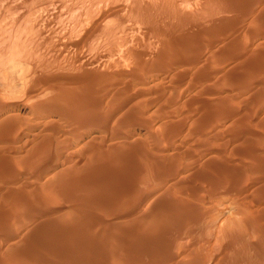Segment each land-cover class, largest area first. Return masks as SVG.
I'll list each match as a JSON object with an SVG mask.
<instances>
[{
  "label": "rangeland",
  "instance_id": "1",
  "mask_svg": "<svg viewBox=\"0 0 264 264\" xmlns=\"http://www.w3.org/2000/svg\"><path fill=\"white\" fill-rule=\"evenodd\" d=\"M2 111L0 264H264V0H0Z\"/></svg>",
  "mask_w": 264,
  "mask_h": 264
},
{
  "label": "bare ground",
  "instance_id": "2",
  "mask_svg": "<svg viewBox=\"0 0 264 264\" xmlns=\"http://www.w3.org/2000/svg\"><path fill=\"white\" fill-rule=\"evenodd\" d=\"M118 1H119V0H118ZM169 1H171V0H169ZM173 1H174V0H173ZM175 1H176V0H175ZM181 1H182V0H181ZM187 1H188V0H187ZM169 3H170V2H169ZM176 3H177V2H176ZM179 3H180V2H179ZM172 4H173V2H172ZM173 5H174V4H173ZM175 5H176V4H175ZM168 6L170 7V5H168ZM139 8H140V7H139ZM162 8H163V7H162ZM162 8H161V9H162ZM172 8H173V7H172ZM174 8H175V7H174ZM165 9H166V7H165ZM167 9H168V7H167ZM169 9H170V8H169ZM2 10H3V9H2ZM171 10L173 11V9H171ZM179 10H180V9H179ZM210 10H211V9H210ZM164 11H165V10H164ZM176 11H177V10H176ZM173 12H174V11H173ZM160 13H161V12H160ZM140 14H141V13H140ZM171 14H172V13H171ZM173 14H174V13H173ZM147 17H148V16H147ZM207 17H208V16H207ZM163 18H164V17H163ZM136 19H137V18H136ZM140 19H141V18H140ZM145 19H146V18H145ZM86 20H87V19H86ZM149 20H150V19H149ZM138 21H139V20H138ZM187 21H188V19H187ZM192 21H193V20H191L189 23H191ZM140 22L143 23L142 21H140ZM146 23H147V22H146ZM144 24H145V23H144ZM30 37H31V36H30ZM111 37H112V36H111ZM25 39H26V38H25ZM30 41H31V40H30ZM19 44H20V43H19ZM165 44H166V43H165ZM27 47H28V46H27ZM21 48H22V47H20V49H21ZM120 48H121V47H120ZM17 52H18V51H17ZM26 52H27V51H26ZM7 53H8V52H7ZM14 54H17V53H14ZM14 54H13V55H14ZM19 55H20V54H19ZM181 55H182V54H181ZM17 56H18V54H17ZM17 56H16V58H18ZM24 56H25V55H24ZM14 57H15V56H12V58H13L12 60H13V61L10 59L11 62H8L9 60H8L7 62H8L9 64L11 63L10 67H12L13 72L18 73V71H19V72L21 73V74H20V76H21L22 73L24 74V72H25L24 67H22V66H23V65H22V66L20 67V68H21V69H20V68H19V66H20V65H19V64H20L19 61H20V60L15 59ZM7 58H8V57H7ZM19 58H20V57H19ZM4 59H5V58H4ZM8 59H9V58H8ZM20 59H21V58H20ZM1 61H2V60H1ZM7 62H6V63H7ZM20 62H21V61H20ZM28 62H29V61H28ZM29 64H30V63H29ZM22 68H23V70H22ZM28 68H29V66H28ZM19 69H20V70H19ZM26 69H27V68H26ZM14 70H15V71H14ZM16 70H17V71H16ZM22 71H23V72H22ZM8 72H12V70H11V71H8ZM25 73H26V72H25ZM99 73H100V72H99ZM12 74L14 75V73H11V75H12ZM18 74H19V73H18ZM18 74H17V77L19 76ZM15 76H16V74H15ZM20 76H19V77H20ZM19 77H18V78H19ZM13 78H14V77H13ZM18 78H16V79H18ZM22 78H23V76H22ZM20 79H21V77H20ZM20 79H19V80H20ZM22 84H23V82H22ZM19 85H20V84H19ZM84 86H85V85H84ZM17 87H18V86H17ZM23 87H24V86H23ZM23 87H22V88H23ZM1 110H3V109H1ZM2 113H3V111L0 112V116H1ZM6 119H7V118H6ZM14 124H15V123H14ZM16 129H17V128H16ZM49 152H50V151H49ZM49 152H48V154H50ZM107 152H108V151H107ZM99 153H100V152H99ZM109 153H110V152H109ZM51 154H52V153H51ZM104 154H105V153H104ZM138 154H139V153H138ZM49 157H50V156H49ZM97 163H98V162H97ZM160 168H161V167H160ZM6 169H7V168H6ZM9 169H10V168H9ZM93 169H94V168H93ZM7 171H8V169H7ZM0 173H1V172H0ZM8 173H9V172H8ZM116 173H117V172H116ZM6 174H7V173H6ZM75 174H76V173H75ZM116 184H117V183H116ZM129 188H130V187H129ZM133 189H134V188H133ZM128 190H129V189H128ZM103 206H104V204H103ZM107 208H108V207H107ZM82 218H83V217H82ZM174 220H175V219H174ZM225 222H226V221H225ZM236 226H237V225H236ZM233 227H234V226H233ZM243 231H244V230H243ZM253 231H254V230H252V232H253ZM232 232H233V231H232ZM242 233H243V232H242ZM67 234H68V233H67ZM207 235H208V234H207ZM51 241H52V240H51ZM116 243H117V242H116ZM238 243H239V242H238ZM72 244H73V243H72ZM251 247H252V246H251ZM250 249H251V248H250ZM52 251H53V250H52ZM83 252H84V251H83ZM57 257H58V256H57ZM127 259H128V258H127Z\"/></svg>",
  "mask_w": 264,
  "mask_h": 264
}]
</instances>
